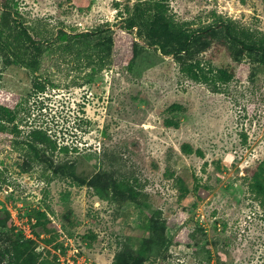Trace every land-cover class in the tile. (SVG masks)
<instances>
[{
	"label": "rangeland",
	"instance_id": "1",
	"mask_svg": "<svg viewBox=\"0 0 264 264\" xmlns=\"http://www.w3.org/2000/svg\"><path fill=\"white\" fill-rule=\"evenodd\" d=\"M135 1L11 0L39 33L38 67L30 49L17 63L3 48L13 21L0 5V108L11 109L0 118L1 258L14 239H35L36 264L67 263L75 248L80 264H114L122 251L135 264H264L261 55L200 42L199 57L237 67L222 91L143 36L132 66L119 63L104 41L123 44ZM167 2L194 27L231 18L264 30V0ZM101 27L94 38L53 35ZM121 179L137 199L114 192Z\"/></svg>",
	"mask_w": 264,
	"mask_h": 264
},
{
	"label": "trees",
	"instance_id": "2",
	"mask_svg": "<svg viewBox=\"0 0 264 264\" xmlns=\"http://www.w3.org/2000/svg\"><path fill=\"white\" fill-rule=\"evenodd\" d=\"M0 5L3 10L8 11L7 14L13 21V28L9 33L11 37L7 36L1 40L3 48L14 53V59L17 63L23 59V52L30 49L31 54L28 63L38 67V54L41 52L39 33L19 18L18 12L11 7V0H0ZM108 29L111 28L108 27ZM104 31L105 29L101 27L93 31L71 33L60 28L53 35L57 38L72 40L84 36L94 38L102 35ZM118 32L119 38L123 39V44L118 43L112 36H107L106 41H104V49L108 58L118 52L116 56L118 62L129 63V66H132L137 54H139V42L136 37L143 36L148 45L156 47L166 56H172L179 63L181 71L186 76L192 80L206 83L215 91H222V87L236 77L237 67L234 64L214 67L211 60L199 57L195 48L200 42H203L201 51H207L212 41L216 39L220 40V43L227 42L239 56L244 51L261 55L260 61L264 64V30H253L238 24L231 18H222L213 24L194 27L192 21L177 18L170 10L167 0H136L131 15L126 18L124 25ZM88 46L91 50L96 49L91 43ZM239 70L240 72L246 71V68L241 66ZM39 87L44 89L46 85L43 83ZM9 112H11L9 106L8 108H0V118H4ZM9 119L13 120L14 118ZM36 131L38 139L41 141L50 140L47 132ZM64 148L66 149V147ZM113 186L114 192L131 199H137L141 193L130 179L116 180ZM259 194L264 206L263 187H261ZM40 214L45 215L44 212ZM34 243L35 239H14L11 247L6 249L10 254L9 260L4 261L1 258L2 252H0V264H36L37 253L32 247ZM114 264H135V262L122 251L117 253Z\"/></svg>",
	"mask_w": 264,
	"mask_h": 264
},
{
	"label": "built area",
	"instance_id": "3",
	"mask_svg": "<svg viewBox=\"0 0 264 264\" xmlns=\"http://www.w3.org/2000/svg\"><path fill=\"white\" fill-rule=\"evenodd\" d=\"M63 259V258H61ZM82 260V257H79V249L75 248L74 250V256L72 257H68V262L67 263H63V264H80ZM64 261V259H63ZM83 263H86V261L84 260Z\"/></svg>",
	"mask_w": 264,
	"mask_h": 264
}]
</instances>
